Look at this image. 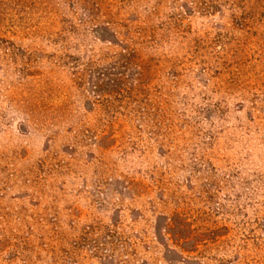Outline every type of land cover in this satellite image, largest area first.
I'll list each match as a JSON object with an SVG mask.
<instances>
[{
	"label": "rangeland",
	"instance_id": "374dc122",
	"mask_svg": "<svg viewBox=\"0 0 264 264\" xmlns=\"http://www.w3.org/2000/svg\"><path fill=\"white\" fill-rule=\"evenodd\" d=\"M0 264H264V0H0Z\"/></svg>",
	"mask_w": 264,
	"mask_h": 264
}]
</instances>
